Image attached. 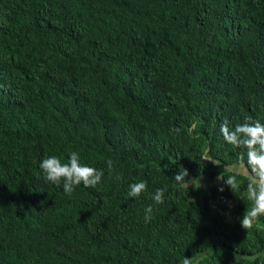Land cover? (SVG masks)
<instances>
[{"label": "trees", "instance_id": "trees-1", "mask_svg": "<svg viewBox=\"0 0 264 264\" xmlns=\"http://www.w3.org/2000/svg\"><path fill=\"white\" fill-rule=\"evenodd\" d=\"M248 117L264 0H0V264H264L248 150L221 133ZM74 151L104 175L69 195L39 164Z\"/></svg>", "mask_w": 264, "mask_h": 264}, {"label": "clouds", "instance_id": "clouds-1", "mask_svg": "<svg viewBox=\"0 0 264 264\" xmlns=\"http://www.w3.org/2000/svg\"><path fill=\"white\" fill-rule=\"evenodd\" d=\"M174 132H179V128H174ZM221 133L224 139L236 147H246L248 152V163L251 165L254 176L248 186V199L253 201V207L245 212L240 223L244 229L253 226V221L264 215V124L259 120L253 121L251 117L246 118L243 124H237L234 128H229L228 122L221 125ZM215 163V162H214ZM109 171L112 170V161H107ZM39 167L42 169L44 179L57 187L62 186L66 194H71L75 186L83 185L85 188H94L101 181L104 175L103 170L80 163V155L77 152L70 153L67 163L53 155L44 158ZM188 175L186 169L181 170L175 175L174 179L178 183L184 184L188 188L185 177ZM227 183L233 188L234 180L227 179ZM128 192L129 197H139L147 191V182L141 181L133 183ZM165 190L157 189L151 197L157 204L164 203ZM152 207L148 206L145 210V222L151 220ZM182 264H190L189 258L185 257Z\"/></svg>", "mask_w": 264, "mask_h": 264}, {"label": "rangeland", "instance_id": "rangeland-1", "mask_svg": "<svg viewBox=\"0 0 264 264\" xmlns=\"http://www.w3.org/2000/svg\"><path fill=\"white\" fill-rule=\"evenodd\" d=\"M230 168L233 170H236L238 172L246 173V169L243 166L230 167ZM231 212H233V210ZM222 214L225 215V212L222 211ZM235 221L236 220L234 217H231V219H227V222H225L226 223V229L225 230L231 229L235 225V223H236Z\"/></svg>", "mask_w": 264, "mask_h": 264}, {"label": "built area", "instance_id": "built-area-1", "mask_svg": "<svg viewBox=\"0 0 264 264\" xmlns=\"http://www.w3.org/2000/svg\"><path fill=\"white\" fill-rule=\"evenodd\" d=\"M212 210L215 211V214L222 213V210L220 208V205H218V203H216V204H214V206H212Z\"/></svg>", "mask_w": 264, "mask_h": 264}]
</instances>
